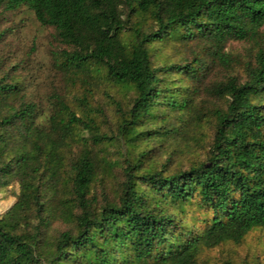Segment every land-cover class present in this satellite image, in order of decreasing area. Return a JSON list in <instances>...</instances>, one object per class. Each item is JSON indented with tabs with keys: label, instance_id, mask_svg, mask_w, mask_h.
<instances>
[{
	"label": "trees",
	"instance_id": "16d2710c",
	"mask_svg": "<svg viewBox=\"0 0 264 264\" xmlns=\"http://www.w3.org/2000/svg\"><path fill=\"white\" fill-rule=\"evenodd\" d=\"M21 9L62 84L0 58V264H205L264 233V0H0Z\"/></svg>",
	"mask_w": 264,
	"mask_h": 264
},
{
	"label": "rangeland",
	"instance_id": "374dc122",
	"mask_svg": "<svg viewBox=\"0 0 264 264\" xmlns=\"http://www.w3.org/2000/svg\"><path fill=\"white\" fill-rule=\"evenodd\" d=\"M1 32L0 58L16 65L30 92L42 97L52 87L62 84L51 55L61 44L51 27L41 26L29 11L21 9L0 12ZM227 50L244 60L252 58L254 52L251 44L237 41H230ZM18 193L17 182L0 191V217L16 202ZM202 258L205 264H264V233L255 230L240 245L221 246L206 252Z\"/></svg>",
	"mask_w": 264,
	"mask_h": 264
}]
</instances>
